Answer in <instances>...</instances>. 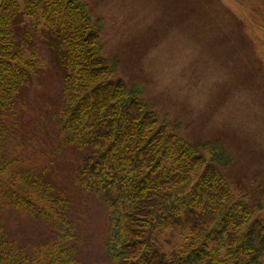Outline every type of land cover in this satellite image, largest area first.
I'll list each match as a JSON object with an SVG mask.
<instances>
[{"label": "trees", "instance_id": "trees-1", "mask_svg": "<svg viewBox=\"0 0 264 264\" xmlns=\"http://www.w3.org/2000/svg\"><path fill=\"white\" fill-rule=\"evenodd\" d=\"M100 31L82 0H0V200L56 230L27 255L0 226V264H81L80 229L67 215L69 203L34 162L21 168L8 153L14 121L7 113L45 64L36 38L62 84V144L91 151L79 185L108 199L111 263L260 264L249 199H236L222 174L226 150L187 141L140 86L119 80V62L104 55Z\"/></svg>", "mask_w": 264, "mask_h": 264}, {"label": "rangeland", "instance_id": "rangeland-1", "mask_svg": "<svg viewBox=\"0 0 264 264\" xmlns=\"http://www.w3.org/2000/svg\"><path fill=\"white\" fill-rule=\"evenodd\" d=\"M82 2L100 20L104 55L119 62L116 77L140 86L161 118L179 123L187 141L219 143L226 150L229 165L222 174L236 199H249L255 263L264 264V0ZM36 43L45 64L35 85L7 113L14 121L9 156L21 168L25 160L34 162L69 203L67 215L80 229L75 248L80 263L112 264L108 199L79 185L91 151L62 144L57 116L62 84L44 45L38 38ZM0 226L27 255L56 233L52 223L1 200Z\"/></svg>", "mask_w": 264, "mask_h": 264}]
</instances>
